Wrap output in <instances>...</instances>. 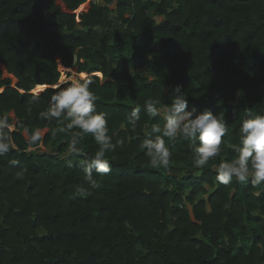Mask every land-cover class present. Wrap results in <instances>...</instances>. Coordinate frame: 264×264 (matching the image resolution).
<instances>
[{"label":"trees","instance_id":"1","mask_svg":"<svg viewBox=\"0 0 264 264\" xmlns=\"http://www.w3.org/2000/svg\"><path fill=\"white\" fill-rule=\"evenodd\" d=\"M86 1L0 0V117L14 126L0 156V264H264V183L224 185L215 171L236 156L245 110L264 113V0H93L77 14ZM61 66L89 74L121 142L94 188L81 166L94 137L67 156L70 134L40 116L70 82ZM177 88L188 110L223 112L228 131L203 168L190 141L165 138L172 163L154 169L139 145L160 117L145 102L170 105Z\"/></svg>","mask_w":264,"mask_h":264},{"label":"clouds","instance_id":"2","mask_svg":"<svg viewBox=\"0 0 264 264\" xmlns=\"http://www.w3.org/2000/svg\"><path fill=\"white\" fill-rule=\"evenodd\" d=\"M152 58L149 55V59ZM65 83L66 87L51 95L49 107L41 112L40 116L50 123L56 121L58 127L54 129L53 135L56 132L70 134L67 156H79L82 153L83 150L78 145L86 134L94 137L99 150L93 156H86L81 164L85 181L94 188L98 185L93 172L97 175L110 172L106 153L114 151L121 142L112 143V137L108 134L107 113L98 112L96 109L97 97L90 89L93 81L76 76L70 77V82ZM237 95L239 96L240 92ZM145 111L150 118L160 117L159 121L151 125V131L145 133V138L139 145L152 168H170L171 151L165 138L175 141L183 137L190 141L192 160L197 168H203L210 159L220 154L222 138L228 131L223 112L214 114L207 108L202 111L188 110V100L179 88L176 89L170 105H160L158 98L149 99L145 102ZM245 111L246 115L239 129V143L230 145L236 156L231 160H222L216 166V179L224 185H229L233 178L240 182L250 179L255 188L264 183V113L249 109ZM140 112L141 106L137 104L129 118L133 131L140 118ZM11 127L6 116L0 117V156L8 153L12 147ZM39 139L40 133L36 130L31 136V142L35 143ZM67 156L63 158L67 160L68 166L72 167L73 162L67 159ZM79 192L82 196L88 195L87 189L83 187Z\"/></svg>","mask_w":264,"mask_h":264},{"label":"rangeland","instance_id":"3","mask_svg":"<svg viewBox=\"0 0 264 264\" xmlns=\"http://www.w3.org/2000/svg\"><path fill=\"white\" fill-rule=\"evenodd\" d=\"M91 1H93V0H87L86 1V7H85L86 9H84V10H87L89 8ZM61 5H62L63 8H65L62 3H61ZM84 10H82V11H84ZM82 11L78 12V14L81 13ZM52 19H53V17H52ZM80 29H84L83 22L81 20L78 21L75 30H80ZM73 69H74V71H70L71 75L69 76V78L70 77H76V76L81 77L80 74L77 73V69L76 68H73ZM61 71H62V76L63 75L66 76L67 75L66 73L68 72V70H65V68L63 66H61ZM67 79H68V77L66 76V80ZM12 128L14 129V126H12ZM47 131H48V129L44 128V129L39 130V133H40V135L44 136L47 133ZM40 148H42L43 150H47V148L43 147V145H41ZM56 150H57V148L55 149V151Z\"/></svg>","mask_w":264,"mask_h":264},{"label":"bare ground","instance_id":"4","mask_svg":"<svg viewBox=\"0 0 264 264\" xmlns=\"http://www.w3.org/2000/svg\"><path fill=\"white\" fill-rule=\"evenodd\" d=\"M86 7V2L85 3H83L77 10H76V13L77 12H80V11H82V10H84V9H86L85 8ZM64 10L66 9V8H63ZM65 68V70H68V71H74V69L73 68H66V67H64ZM89 74L88 73H80V76L81 77H87ZM94 75H102V73L101 72H99V71H97V72H94ZM64 81H66V76H62L61 77V79H60V81H59V84L60 83H62V82H64ZM46 87V85H38L35 89H34V91H39V90H41V89H43V88H45ZM12 128V127H11ZM13 129V128H12ZM43 147H46V146H44L43 145Z\"/></svg>","mask_w":264,"mask_h":264},{"label":"water","instance_id":"5","mask_svg":"<svg viewBox=\"0 0 264 264\" xmlns=\"http://www.w3.org/2000/svg\"><path fill=\"white\" fill-rule=\"evenodd\" d=\"M64 7L66 8L65 11H68L67 7L64 5ZM78 13V12H77Z\"/></svg>","mask_w":264,"mask_h":264}]
</instances>
